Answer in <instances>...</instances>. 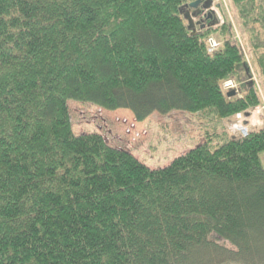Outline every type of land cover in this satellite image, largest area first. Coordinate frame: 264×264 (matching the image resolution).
<instances>
[{"label": "trees", "instance_id": "trees-1", "mask_svg": "<svg viewBox=\"0 0 264 264\" xmlns=\"http://www.w3.org/2000/svg\"><path fill=\"white\" fill-rule=\"evenodd\" d=\"M196 1L0 0V264H264V127H224L264 100L224 11L188 31ZM231 2L264 83V0ZM68 101L198 114L205 141L152 170Z\"/></svg>", "mask_w": 264, "mask_h": 264}, {"label": "rangeland", "instance_id": "rangeland-1", "mask_svg": "<svg viewBox=\"0 0 264 264\" xmlns=\"http://www.w3.org/2000/svg\"><path fill=\"white\" fill-rule=\"evenodd\" d=\"M211 6L221 19L224 11V17L227 16L234 31V40L239 43L244 54L246 67L245 69L241 65L237 67L234 80L241 83V87L244 88L246 83L253 84L260 89L264 100V83L258 76L255 57L250 51L247 38L240 34L242 30L231 0H213ZM213 18V21H216L215 15ZM67 108L72 132L75 135L98 133L109 146L129 150L144 166L152 170L167 167L174 159L205 141V122L194 113L180 111L166 115L153 113L144 122L136 123L131 113L125 110L105 111L75 101H68ZM246 114V117L237 114L227 120L225 130L230 135L238 136L237 132L232 130L235 124L238 125L237 128L241 125V120L243 126H246L247 134L264 127V106L261 105Z\"/></svg>", "mask_w": 264, "mask_h": 264}, {"label": "water", "instance_id": "water-1", "mask_svg": "<svg viewBox=\"0 0 264 264\" xmlns=\"http://www.w3.org/2000/svg\"><path fill=\"white\" fill-rule=\"evenodd\" d=\"M211 6V2L207 1L202 3V0H198L189 4L188 6H184L186 8V12L183 14L184 20L187 22V29L191 32V35H195L197 28H202V22L205 19H209L211 16V12L209 10ZM195 18H198V21L195 22ZM235 95L234 91H230L227 93V97H233Z\"/></svg>", "mask_w": 264, "mask_h": 264}, {"label": "built area", "instance_id": "built-area-1", "mask_svg": "<svg viewBox=\"0 0 264 264\" xmlns=\"http://www.w3.org/2000/svg\"><path fill=\"white\" fill-rule=\"evenodd\" d=\"M217 15V18L221 21V18L220 16L216 13ZM219 47V43L216 42L213 38H209L207 40V51L208 53H212L214 51H216ZM236 88V84L233 82V81H227L223 84V89L225 91H228V90H232V89H235ZM240 116V115H239ZM241 118V116H240ZM238 123V121H237ZM237 124H235L233 126V132H237L241 135H245L247 133V130H246V126H243V120H241V125L237 128Z\"/></svg>", "mask_w": 264, "mask_h": 264}, {"label": "bare ground", "instance_id": "bare-ground-1", "mask_svg": "<svg viewBox=\"0 0 264 264\" xmlns=\"http://www.w3.org/2000/svg\"><path fill=\"white\" fill-rule=\"evenodd\" d=\"M210 8L213 9L212 6H210ZM255 130H256V129H255ZM237 135H238V136H246L247 133H246L245 135H241V134L237 133ZM238 136H237V137H238Z\"/></svg>", "mask_w": 264, "mask_h": 264}]
</instances>
